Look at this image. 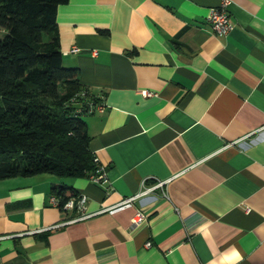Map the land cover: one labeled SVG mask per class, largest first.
I'll list each match as a JSON object with an SVG mask.
<instances>
[{
  "label": "crops",
  "instance_id": "crops-1",
  "mask_svg": "<svg viewBox=\"0 0 264 264\" xmlns=\"http://www.w3.org/2000/svg\"><path fill=\"white\" fill-rule=\"evenodd\" d=\"M219 3L58 5L63 64L101 98L83 118L107 181L0 178V264H264V0H230L226 34L205 19ZM56 184L104 209L65 222Z\"/></svg>",
  "mask_w": 264,
  "mask_h": 264
},
{
  "label": "trees",
  "instance_id": "trees-1",
  "mask_svg": "<svg viewBox=\"0 0 264 264\" xmlns=\"http://www.w3.org/2000/svg\"><path fill=\"white\" fill-rule=\"evenodd\" d=\"M68 0H0V178L89 177L99 162L83 116L101 98L63 65L56 21ZM59 204L78 192L56 184Z\"/></svg>",
  "mask_w": 264,
  "mask_h": 264
},
{
  "label": "built area",
  "instance_id": "built-area-1",
  "mask_svg": "<svg viewBox=\"0 0 264 264\" xmlns=\"http://www.w3.org/2000/svg\"><path fill=\"white\" fill-rule=\"evenodd\" d=\"M229 2H230V0H220V3L217 6H212L209 9H207L208 13L206 14L205 19H206L207 23L209 24L210 28L216 33L226 34L230 28V24L228 22L229 21L228 20V11L226 10ZM70 51L71 52H77V51H79V48L76 46H73ZM144 94L150 95V94H152V92L144 91ZM100 103H101V101L98 103H95L91 107V110L94 111V110L101 109L102 104H100ZM95 160L97 161L96 157H95ZM89 179L91 181L96 182V183L106 182L107 177H106L104 165L99 163L98 167H96V172L91 174L89 176ZM158 184L161 185L162 182H159ZM151 190H152V188H151ZM142 192L144 193L145 190ZM139 194H136V195H139ZM136 195L131 196L129 198H126L125 200L122 201V203L129 202L130 200H133L136 197ZM49 202H50V204H52L56 207L62 208V209L67 210V211H73L74 212V215L72 217H70V219H67V221H65V222L80 219V218L83 219L84 217H88V216L93 215L94 213H97V212L102 211L104 209V208H100L99 210L93 211V212L87 211L86 207H85L86 202H87V196L85 194H81V193H79L77 196H70L62 204H59V198L57 197V195L50 194ZM145 219H146L145 214L143 213V211L139 210V211H137V213L132 218L131 226L135 227V226L139 225L141 222L145 221ZM65 222H61V224L65 223ZM61 224H58V225H61ZM145 244L147 246H149L151 244V242L147 241Z\"/></svg>",
  "mask_w": 264,
  "mask_h": 264
},
{
  "label": "rangeland",
  "instance_id": "rangeland-1",
  "mask_svg": "<svg viewBox=\"0 0 264 264\" xmlns=\"http://www.w3.org/2000/svg\"><path fill=\"white\" fill-rule=\"evenodd\" d=\"M63 65H65V63H64ZM65 66H66V65H65Z\"/></svg>",
  "mask_w": 264,
  "mask_h": 264
}]
</instances>
